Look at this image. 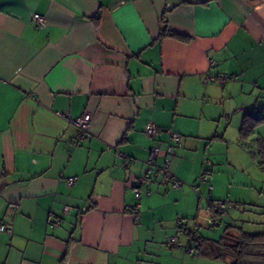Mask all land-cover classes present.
<instances>
[{
  "label": "crops",
  "instance_id": "1",
  "mask_svg": "<svg viewBox=\"0 0 264 264\" xmlns=\"http://www.w3.org/2000/svg\"><path fill=\"white\" fill-rule=\"evenodd\" d=\"M231 110L264 115V0H0V264H232L188 248L179 225L204 237ZM170 133L182 185L157 172L136 201ZM252 135L239 145L257 160L245 142L260 140L264 158Z\"/></svg>",
  "mask_w": 264,
  "mask_h": 264
},
{
  "label": "rangeland",
  "instance_id": "2",
  "mask_svg": "<svg viewBox=\"0 0 264 264\" xmlns=\"http://www.w3.org/2000/svg\"><path fill=\"white\" fill-rule=\"evenodd\" d=\"M231 111L227 112L231 125L229 123L225 136L229 148L228 154H221L218 161H214V172L219 173L218 181L221 185L218 195L216 196V189L214 195L218 202L227 201L232 204V208L229 209V214L222 218V224L213 230L208 229L205 223L208 217L205 209H201V215L197 221L201 226L202 235L211 239L219 238L228 225L240 226L241 230L248 233H264V169L260 168L264 166V158H261L259 154L261 146L258 142L253 144L250 140L245 142L246 146L250 147V151L255 153L257 161L250 157L245 147L242 148L239 145L241 136H238V130L241 128L242 120L246 118H243L244 113L238 114L236 111ZM249 122L252 125L250 135L264 136V127H259L261 123L253 119H249ZM259 161L261 163H258ZM207 182L206 186L215 188L214 181Z\"/></svg>",
  "mask_w": 264,
  "mask_h": 264
},
{
  "label": "built area",
  "instance_id": "3",
  "mask_svg": "<svg viewBox=\"0 0 264 264\" xmlns=\"http://www.w3.org/2000/svg\"><path fill=\"white\" fill-rule=\"evenodd\" d=\"M32 22L36 27H42L46 23L44 17L40 15H33ZM205 81L213 82V83L225 82L226 77L221 76L219 78H214V77L207 76L205 77ZM90 121H91L90 114L86 112L72 122L74 126L78 129V135L76 136L75 140L72 142L73 146L78 145L79 142H81L82 140L86 138L87 132L90 128ZM145 133L149 137L155 138L156 135L159 133V131H158V128L154 124L150 123L146 125ZM170 135H171L170 136L171 143H167L165 145V148H164L165 158L163 159L162 162L160 163L158 162V156L160 154V149L157 146L151 149L148 160H147V169L144 175H142L141 177H138L136 180V188L134 191L135 192L134 197L136 201H138V199L140 198L141 188H145L147 190V185L149 181L151 180L150 179L151 177H149V175H154L157 172H161L163 174L164 178L167 181H169L172 188L177 189L182 185V182L179 179H177L175 176L171 175V173L168 171V160L166 157L174 153L175 146L180 145V137L178 135L171 134V133ZM211 171H212L211 162L209 160H205L203 171L200 176V181L207 182L210 178ZM74 182H75L74 178H70L67 180V183L69 186L74 184ZM209 189H211V187H209ZM66 210L67 209L65 208L64 211ZM227 211H228V208L226 207L225 203L223 202L215 203L214 208L210 211V215L208 216L206 220V223L209 229L213 230L215 226L219 224L220 217H221L219 213L224 214V213H227ZM58 224H59V220H56L53 226L55 227ZM179 225L182 227L181 229H183V233L186 234V228L184 229L183 227L184 224L182 223V221H179ZM0 231L9 232V230L4 225L0 226ZM170 243L171 245H174L176 243V239L172 238L170 240Z\"/></svg>",
  "mask_w": 264,
  "mask_h": 264
},
{
  "label": "trees",
  "instance_id": "4",
  "mask_svg": "<svg viewBox=\"0 0 264 264\" xmlns=\"http://www.w3.org/2000/svg\"><path fill=\"white\" fill-rule=\"evenodd\" d=\"M245 118L240 131L242 138L251 134L249 119L264 123V115L257 117L253 112H246ZM256 142L260 140L256 139ZM213 208L212 203L210 210ZM219 215L221 220L223 214ZM186 235L189 239L188 248L193 245V249L208 258L229 259L232 264H264V233H248L241 230L240 226L228 225L217 240L207 239L189 228L186 229Z\"/></svg>",
  "mask_w": 264,
  "mask_h": 264
}]
</instances>
